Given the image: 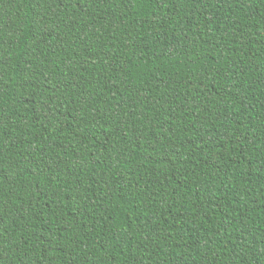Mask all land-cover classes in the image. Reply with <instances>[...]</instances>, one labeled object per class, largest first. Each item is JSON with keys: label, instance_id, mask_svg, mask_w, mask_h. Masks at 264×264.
I'll return each mask as SVG.
<instances>
[{"label": "trees", "instance_id": "16d2710c", "mask_svg": "<svg viewBox=\"0 0 264 264\" xmlns=\"http://www.w3.org/2000/svg\"><path fill=\"white\" fill-rule=\"evenodd\" d=\"M0 264H264V0H0Z\"/></svg>", "mask_w": 264, "mask_h": 264}]
</instances>
